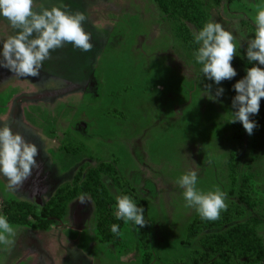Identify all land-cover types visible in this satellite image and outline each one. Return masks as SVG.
Masks as SVG:
<instances>
[{
    "label": "rangeland",
    "instance_id": "obj_1",
    "mask_svg": "<svg viewBox=\"0 0 264 264\" xmlns=\"http://www.w3.org/2000/svg\"><path fill=\"white\" fill-rule=\"evenodd\" d=\"M183 1L189 18L172 12L169 0H34L36 10L84 13L93 48L82 52L66 44L51 52L38 77L17 78L0 68V127L8 124L36 144L40 165L16 192L0 174V215L11 200L44 205L78 173L84 181L101 162L111 163L121 181L100 175L110 203L103 220L88 194L86 204L71 200L55 227L38 228L32 217L24 225L10 223L14 243L0 244V264L191 263L203 251L204 233H190L198 213L185 207L177 183L190 170L198 173L199 191L226 193L227 208L239 205L241 186L248 185L251 207L240 204L241 217L209 232L239 225L264 250V98L259 114L250 117L258 127L249 136L241 123H231L236 77L220 85L209 81L196 62L198 49L181 33L182 24L194 36L206 23H220L235 37L232 63L246 75L254 66L246 58L247 44L264 0ZM16 31L0 16V51ZM220 87L223 96L212 100ZM123 191L144 202L147 245L138 226L114 215ZM111 219L120 235L108 222L107 230L97 228L99 220ZM255 264H264V257Z\"/></svg>",
    "mask_w": 264,
    "mask_h": 264
},
{
    "label": "clouds",
    "instance_id": "obj_2",
    "mask_svg": "<svg viewBox=\"0 0 264 264\" xmlns=\"http://www.w3.org/2000/svg\"><path fill=\"white\" fill-rule=\"evenodd\" d=\"M33 5L34 0H0V16L6 18L12 28L17 30L14 36L3 42L0 68L7 69L17 78L40 76L44 62L51 58V52L66 44L82 52H89L93 48L90 43L91 33L83 27L88 19L84 13L72 14L59 7L36 10ZM254 23L255 35L248 41L246 49V58L254 66L247 68L246 76L233 85L236 95L232 99L235 111L232 112L231 123H241L249 136L258 127L250 117L259 114L260 102L264 98V67H261L264 66V9L257 12ZM234 39L233 34L218 22L206 23L194 35L195 43L200 45L194 52L196 62L202 65L204 77L216 85L230 81L238 74L232 66L236 56ZM205 87L210 94L212 85ZM224 91L222 87L218 88L215 96L211 95L212 100L222 97ZM38 154L37 145L26 141L21 134L14 133L8 124L0 127V174L7 178L10 191L16 192L23 188L33 169H39L36 160ZM197 180L198 173L190 170L177 181L183 189L185 207L194 208L202 220H218L220 213L228 207L225 202L226 193L218 188L203 193L196 187ZM78 200L80 204L89 202L84 193ZM116 208L114 215L126 224L131 221L136 228L148 225L145 222V209L138 207L129 196H118ZM111 231L120 235L119 225H111ZM14 234L13 226L5 216L0 215V244H13L14 241L9 237Z\"/></svg>",
    "mask_w": 264,
    "mask_h": 264
},
{
    "label": "trees",
    "instance_id": "obj_3",
    "mask_svg": "<svg viewBox=\"0 0 264 264\" xmlns=\"http://www.w3.org/2000/svg\"><path fill=\"white\" fill-rule=\"evenodd\" d=\"M169 9L180 17L189 18V7L184 5L183 0H169ZM181 33L190 46L194 49L199 48V45L194 41L190 28L186 24L181 25ZM232 66L238 73L236 82L246 76L243 70L238 68L235 63H232ZM103 172L116 182L121 181L118 171L111 163L101 162L98 169L88 172L84 181L80 180L82 175L78 173L72 185H66L56 190L54 195L44 205H40L37 202L11 200L4 206L3 213L9 223L24 225L27 222V218L32 217L38 222V228L48 229L53 223L61 219L67 204L84 193L91 196L96 204L97 215L103 220V217H108V215H105V212L106 208L109 210L110 204L106 202L107 194L100 179V175ZM124 195L129 196L138 207L144 208V202L129 191H123ZM108 198L110 201L111 198ZM238 200L239 205L222 211L218 220L207 221L202 220L199 214L196 216L194 221L189 225V230L193 236L204 233L200 237L203 251H200L199 255L194 257L191 263L185 264H255L257 260L264 257V250L254 245L252 241L254 238L253 233L251 231H244L239 225L222 234L209 232L214 227L226 225L241 217L244 207L240 204L251 207L252 197L246 183H243L241 186ZM102 220H99L97 225L100 232L105 231V229L107 230L105 222H108L109 226L117 224V221L113 219L109 221ZM147 228L148 225L139 228V235L146 245L148 244ZM106 238L110 239L111 237Z\"/></svg>",
    "mask_w": 264,
    "mask_h": 264
},
{
    "label": "built area",
    "instance_id": "obj_4",
    "mask_svg": "<svg viewBox=\"0 0 264 264\" xmlns=\"http://www.w3.org/2000/svg\"><path fill=\"white\" fill-rule=\"evenodd\" d=\"M0 206H1L0 207V213H2V210H1L2 209V202H0Z\"/></svg>",
    "mask_w": 264,
    "mask_h": 264
},
{
    "label": "crops",
    "instance_id": "obj_5",
    "mask_svg": "<svg viewBox=\"0 0 264 264\" xmlns=\"http://www.w3.org/2000/svg\"><path fill=\"white\" fill-rule=\"evenodd\" d=\"M70 45V44H69ZM1 50V49H0ZM69 51H68V53H70V52H72V50H75V49H72V50H70V49H68ZM73 54H75V52L73 53ZM25 228V227H24Z\"/></svg>",
    "mask_w": 264,
    "mask_h": 264
}]
</instances>
